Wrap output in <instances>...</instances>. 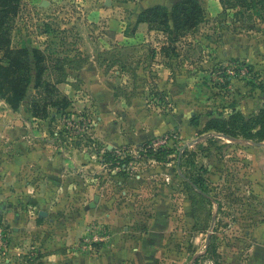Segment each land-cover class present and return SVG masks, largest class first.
<instances>
[{"label":"rangeland","instance_id":"1","mask_svg":"<svg viewBox=\"0 0 264 264\" xmlns=\"http://www.w3.org/2000/svg\"><path fill=\"white\" fill-rule=\"evenodd\" d=\"M215 2L207 0L206 8V0L200 1L206 18L175 44L157 28L137 26L138 14L156 0H21L9 22L11 47L40 50L46 58L43 80L60 91L36 90L33 81L22 105L29 110L33 101L43 105L63 96L72 101L66 112L50 109L42 124L40 143L53 150L57 163L43 159L42 188L30 191L38 210L51 214L45 238L60 244L69 233L73 253L98 261L113 235L105 222L109 213L124 219L117 226L121 235L123 228L136 231L133 240L148 253L147 264L248 261L251 231L264 225V21L239 10L223 17ZM164 42L175 44V51L155 61L151 47ZM231 117L227 130L235 139L206 132L208 122ZM193 119L198 125H191ZM99 125L111 138L149 127L169 130L140 146L114 148L96 138ZM37 135L30 131L29 139ZM165 141L172 155L161 161L147 156L164 149ZM185 145L191 146L180 155ZM106 150L117 160H131L112 168L104 162ZM95 196L107 202L101 214L90 209ZM16 208L37 213L32 204ZM0 230L4 259L12 240L2 220ZM30 240L27 247L41 244ZM36 251L30 250L32 259ZM29 255L16 258L29 263Z\"/></svg>","mask_w":264,"mask_h":264},{"label":"crops","instance_id":"2","mask_svg":"<svg viewBox=\"0 0 264 264\" xmlns=\"http://www.w3.org/2000/svg\"><path fill=\"white\" fill-rule=\"evenodd\" d=\"M180 1L182 0H156L155 4L145 6L144 9L163 6L171 10ZM208 3L206 0V8H208ZM215 3H217V6L215 5L216 12H223L220 0H216ZM137 26L139 28H148L147 24H139ZM157 45H160V47L157 48ZM157 45L151 47L154 51L151 58L155 61H157L158 57L168 59L169 55L163 53L162 48L169 46V44L164 42ZM22 106L18 112H13L5 101L0 99V220H2L3 224L9 226L7 232L10 240H12L9 245L7 244V253L4 254L5 258L0 257V264H147L149 258L148 253L136 249L137 245L133 240L135 238L134 236H137L136 231L131 228H123V234L125 233V236L121 235L117 226L118 224L121 225L124 219L121 218L120 222V216L118 215L114 217V215L109 213L106 214L105 222L112 224L110 227L113 235L109 237V246L107 249L103 248L100 250L98 261H96L97 259L95 257L94 259H90L87 255L73 253L69 248V242L73 240V236L69 233L62 235L63 240H58L61 241L60 244L55 240L52 241L45 238L43 228L48 220L50 223H53L50 217L51 214L47 211L38 210L37 207L41 206L38 202V197L30 194V191L42 188L38 177L44 171V168H47L43 165V159L51 158L52 160L53 150H45L42 146L43 144L40 143V137L43 135L42 124L46 120L33 118L27 109L28 107ZM98 128L99 134H96V138L100 142L113 144L115 146L114 148L129 144L140 146L142 143L151 140L150 138L158 137L169 130L162 131V128L158 130L155 127L150 130L149 127L147 130H143V133L136 136L121 137L114 135L111 138L108 134H104L103 125H99ZM30 131L34 132V134L39 133V135L34 139H29ZM30 140L32 143L29 144L28 142ZM108 148H111L110 145ZM55 160L57 159L55 158ZM53 162L52 160L50 164L54 165L56 163ZM53 174H51L52 181ZM202 196L206 197L204 195ZM22 203L24 205L32 204L37 209V213L34 214L32 210L22 212L16 208L19 204L22 205ZM106 205L107 202L105 203V200L100 197L96 207L98 208L97 213L101 214ZM17 210H19V213H15V218H12L14 215L13 212ZM251 232L252 235L250 236H253V239L250 242L251 248L249 249L248 261L245 264H264V225ZM31 237L33 239L39 238V244L41 242L43 245L40 244L37 246V242L35 241V247H27ZM30 250H37L35 252L37 253L36 257H34L35 260L29 255ZM16 255H29L28 258L31 259L30 261L32 263L21 262L16 258Z\"/></svg>","mask_w":264,"mask_h":264},{"label":"trees","instance_id":"3","mask_svg":"<svg viewBox=\"0 0 264 264\" xmlns=\"http://www.w3.org/2000/svg\"><path fill=\"white\" fill-rule=\"evenodd\" d=\"M20 3L21 0H0V98L13 112L20 110L33 81L36 90L44 87L47 94L60 93L56 87L49 89V84L43 80L46 71V58L40 50L33 49L30 52L26 48L15 50L11 47L9 22L18 14ZM220 3L223 7L221 14L223 17H226L229 11L239 10L236 14H253V16L264 21V0H220ZM205 18V10L198 0H182L175 4L171 10L163 6L144 9L137 19V25L147 24L150 30L157 28L156 30L168 34L170 36L169 41L176 44L178 39L198 29ZM175 44L163 47L162 52L169 55L170 51H175ZM171 46H173L172 50ZM70 106L71 101L67 96L56 101H46L43 105L38 101H33L29 113L35 119L48 120L50 109L66 112ZM261 117L264 118V111ZM234 118L231 117L228 122L222 124L217 121H210L205 130L206 132L218 131L227 138L235 139L236 136L227 130ZM191 125H198V121L193 119ZM168 134L164 136L168 137ZM262 139L264 141V135ZM147 152H149L147 156H154L153 158L161 161L172 155L173 149L167 150L165 147L156 153L152 150ZM103 158L104 162L109 163L112 168L127 164L131 160H117L114 153L109 150H106ZM199 189L203 192L202 187Z\"/></svg>","mask_w":264,"mask_h":264},{"label":"water","instance_id":"4","mask_svg":"<svg viewBox=\"0 0 264 264\" xmlns=\"http://www.w3.org/2000/svg\"><path fill=\"white\" fill-rule=\"evenodd\" d=\"M225 137V136H224ZM189 146L191 145H185L181 151H180V155L181 153H183ZM179 165H180V158H179ZM180 171V169H179ZM198 193H200L201 195H204L206 197H209L208 195H206L205 193H203L198 187H196V185H194L190 180H187L182 174H180ZM99 200H100V197L99 196H96L94 201L90 204V208L91 209H95L97 207V204L99 203ZM210 235L208 236L207 238V246L209 244V241H210Z\"/></svg>","mask_w":264,"mask_h":264},{"label":"built area","instance_id":"5","mask_svg":"<svg viewBox=\"0 0 264 264\" xmlns=\"http://www.w3.org/2000/svg\"><path fill=\"white\" fill-rule=\"evenodd\" d=\"M167 141H165V142H163V143H161V145L160 146H162L163 148H165L167 145V143H166ZM148 148V150L149 149H154L155 147H151V146H149V147H147ZM125 165V164H124ZM92 229H90L89 231H91ZM92 233H93V230H92ZM5 237H4V235H3V233L1 232V230H0V248L2 247V246H4V244H5ZM98 240H100V241H104L103 239H98L97 237L94 239V241L95 242H98Z\"/></svg>","mask_w":264,"mask_h":264}]
</instances>
